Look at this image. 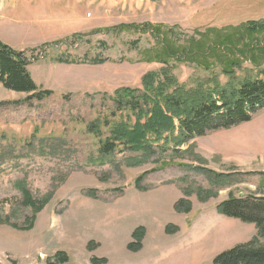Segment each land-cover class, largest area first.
Masks as SVG:
<instances>
[{
	"label": "rangeland",
	"instance_id": "rangeland-1",
	"mask_svg": "<svg viewBox=\"0 0 264 264\" xmlns=\"http://www.w3.org/2000/svg\"><path fill=\"white\" fill-rule=\"evenodd\" d=\"M263 18L264 0H0L1 42L25 51L33 81L53 92L41 102L14 105L26 96L0 85V103H6L0 104V217L8 220L0 224V264H91L92 257L106 264H213L256 238L254 228V237L233 238L243 243L225 251L223 242L192 256L179 249L223 226L216 208L229 196H264V110L193 140L178 154L155 150L136 166L128 161L141 154L101 159L86 126L107 115L115 90L140 88L142 76L163 67L153 60L160 46L149 26H160L180 48V59L166 64L179 83L193 86L214 74L225 83L230 68L219 64L233 58L213 52L204 62L188 59L183 50L191 41L208 29ZM240 63L232 69L241 80L255 69ZM200 168L228 177L214 182ZM144 172L145 191H138L134 183ZM22 189L35 201L49 199L30 231L21 229L32 215ZM182 199L189 212L174 209ZM190 226L197 233L189 235ZM138 227L145 233L141 249L130 252ZM232 228L250 233L241 222ZM253 247L263 250L264 238Z\"/></svg>",
	"mask_w": 264,
	"mask_h": 264
},
{
	"label": "trees",
	"instance_id": "trees-1",
	"mask_svg": "<svg viewBox=\"0 0 264 264\" xmlns=\"http://www.w3.org/2000/svg\"><path fill=\"white\" fill-rule=\"evenodd\" d=\"M147 29L152 30L160 46L153 60L161 62L163 67L158 72L142 76L140 88L115 90L110 99L112 108L107 115L87 124V133L96 139V152L101 159L133 153L141 154L142 159H130L128 165L146 164L156 153L155 150L161 154L167 151L178 154L181 147L193 140L210 132L247 123L264 110V18L222 30L208 29L200 35L199 40L191 41L189 47L183 50L188 59L199 57L197 60L203 62L213 52L222 54L224 58H233L226 64H219L223 68H230L224 74L227 79L225 83H221L215 74L193 86L179 83L166 62L169 59L179 60L180 48L167 41L168 37L160 26H149ZM240 60L249 61L255 69L245 73L241 80L234 76L232 69L241 64ZM58 63L71 62L58 60ZM30 65L31 58L27 57L25 51L13 50L0 40V85L5 90L26 96L22 101L12 103L14 105L41 102L53 94L33 81L28 70ZM157 170L154 168L149 172ZM198 170L205 172L214 182L228 177L208 169ZM149 172H144L135 180V189L145 191L140 184ZM21 194L24 206L32 212L28 224L26 222L21 229L30 231L36 216L49 199L35 201L24 189ZM189 205V201L182 199L174 204V209L177 212L187 209L189 212ZM216 211L226 218L253 225L257 234L249 244L217 256L213 264H264V249L254 250L253 247L257 238H264V196H229L217 206ZM0 224L8 225V220L0 217ZM10 226L16 228L15 225ZM170 228L166 226L165 232L169 233ZM173 230L178 229L173 227ZM144 235L143 228H136L131 235L132 242L127 245L128 251H139ZM59 255L62 253L55 256L59 258ZM91 264H106V260L92 257Z\"/></svg>",
	"mask_w": 264,
	"mask_h": 264
},
{
	"label": "crops",
	"instance_id": "crops-1",
	"mask_svg": "<svg viewBox=\"0 0 264 264\" xmlns=\"http://www.w3.org/2000/svg\"><path fill=\"white\" fill-rule=\"evenodd\" d=\"M20 51H22V50H20ZM212 216H213L214 219L215 218L217 219V216L216 215L212 214ZM219 216H222V215L219 214ZM222 217H223L222 218V220H223V226L222 227L217 228L218 229L217 231H216V229H213L212 228V231L209 232L207 238H205V239L196 240V241L195 240H192V241H195V244L192 245L190 248L189 247H185L184 246L185 244L179 246L180 251L181 252L183 251L187 255H191L192 256L193 254L197 253L200 249H206V248H209L211 246L214 247L215 245L219 244V242L227 243V247L225 249H223V251H225V250H228V249L234 247L237 244H240V242L243 243L242 241H243V239L245 237H248V239H251L252 237H254L255 230H254V226L253 225H248V226H250V231H249L250 233H249L248 236L246 234H244V233H243V235H240L238 233L233 232V228H232L234 224L235 225L236 224H240V222H238V221H236L234 219L226 218L224 216H222ZM217 223L218 222H214L213 225H215ZM178 228H179V232L176 234V236H179V235L182 234V229L179 226H178ZM189 228H190L189 235H191V233L193 231L195 233H197L198 228H196V227L191 228V226ZM239 237L242 238V241L237 242L235 244L230 241L233 238L236 239V238H239ZM186 243H189V242H186ZM198 244H199V249L194 250L195 247ZM190 249H191V251H190ZM215 255H216V253L213 254V255H211L210 256L211 257L210 259L213 260V258L215 257Z\"/></svg>",
	"mask_w": 264,
	"mask_h": 264
}]
</instances>
